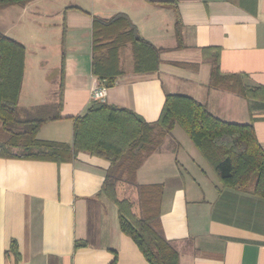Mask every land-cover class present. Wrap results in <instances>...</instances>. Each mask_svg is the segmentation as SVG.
Segmentation results:
<instances>
[{"label": "crops", "instance_id": "obj_1", "mask_svg": "<svg viewBox=\"0 0 264 264\" xmlns=\"http://www.w3.org/2000/svg\"><path fill=\"white\" fill-rule=\"evenodd\" d=\"M53 1L55 6L40 12L62 17L55 23L62 28L60 54L64 50L58 83L34 59L28 70V41L11 36L25 46L19 115L48 118L38 139L71 142L73 117L95 100L93 90L105 86L98 100L130 108L148 122L157 119L165 93L190 95L224 120L252 123L264 150V0ZM173 4L182 23V48L175 47ZM118 12L163 51L157 71L128 72L107 86L91 73L92 17ZM68 44L83 47L68 51ZM205 46L219 51L223 77L215 83L211 64L201 54ZM242 85L260 88V96L243 95ZM178 129L143 160L132 183L117 180L118 196L137 201L138 185L161 184L160 226L178 252V264H264V198L237 188L219 189L214 170ZM108 165L82 151L59 163L0 155V264H111L115 257L112 264H147L121 232L115 204L97 195ZM119 182L126 183L124 188ZM12 241L18 256L10 248ZM76 241L83 244L75 246Z\"/></svg>", "mask_w": 264, "mask_h": 264}, {"label": "trees", "instance_id": "obj_2", "mask_svg": "<svg viewBox=\"0 0 264 264\" xmlns=\"http://www.w3.org/2000/svg\"><path fill=\"white\" fill-rule=\"evenodd\" d=\"M30 1L0 0V10L11 5L24 7ZM173 7L175 47L182 48V23L176 4ZM162 51V47L139 34L125 13L92 17L91 73L107 86L128 72L157 71ZM201 54L211 64L212 83L220 81L223 76L218 69V48L202 47ZM24 59V44L0 30V155L59 163L82 151L105 159L109 165L97 195L107 196L115 204L121 232L133 240L147 264H178V252L164 237L160 226L162 186L138 185L136 201L129 196H118L117 180L124 177L133 182L143 160L160 146L175 126L183 130L214 170L219 189L237 188L264 198V150L252 123L224 120L187 94L165 93L154 122L144 120L130 108L95 99L83 114L73 117L71 142L38 139L36 133L48 118L20 116L18 112ZM63 68L62 47L61 75ZM260 92V88L241 86V93L247 97H259ZM13 148L18 150L13 151ZM81 244L82 241L75 242V246ZM10 248L18 256L14 241ZM115 261L116 257L111 264Z\"/></svg>", "mask_w": 264, "mask_h": 264}, {"label": "rangeland", "instance_id": "obj_3", "mask_svg": "<svg viewBox=\"0 0 264 264\" xmlns=\"http://www.w3.org/2000/svg\"><path fill=\"white\" fill-rule=\"evenodd\" d=\"M55 4L56 3L53 0H38L35 4L28 6L27 11L17 5H11L0 10V30L6 31L8 36L17 37V39H22L25 42L28 41V70H31L36 63L37 66L48 70V76L54 85L58 83L59 80L58 71L60 69L61 57L59 39L62 29L55 23L61 21L62 17H56L55 15L46 16L41 14V12H43L41 9L46 10V7H53ZM36 7L40 8L38 12ZM49 14H51V11H49ZM43 28L45 29L42 30ZM41 31L46 34L42 35ZM40 36L46 39V42L43 45L39 43ZM82 47L83 44H81L80 49H82ZM78 50L75 44H68V51ZM31 59L35 60L34 65L32 64ZM40 64H43V66H40ZM178 130L180 131L181 128ZM180 132L182 133V130ZM253 181L254 179L251 181V184ZM118 184L122 188H124L123 185H126L124 182H119ZM138 210L137 207L136 211L138 212Z\"/></svg>", "mask_w": 264, "mask_h": 264}, {"label": "built area", "instance_id": "obj_4", "mask_svg": "<svg viewBox=\"0 0 264 264\" xmlns=\"http://www.w3.org/2000/svg\"><path fill=\"white\" fill-rule=\"evenodd\" d=\"M105 92H106L105 86H101V87L93 90L92 97L94 99H100V98H102L105 95Z\"/></svg>", "mask_w": 264, "mask_h": 264}]
</instances>
